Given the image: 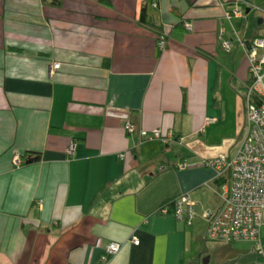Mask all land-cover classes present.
<instances>
[{"label":"crops","instance_id":"0c3cea01","mask_svg":"<svg viewBox=\"0 0 264 264\" xmlns=\"http://www.w3.org/2000/svg\"><path fill=\"white\" fill-rule=\"evenodd\" d=\"M146 4L169 34L165 49L140 21ZM259 10L254 0H0V264L212 262L198 244L211 239L208 219L161 208L185 192L220 205L217 172L203 163L235 140L221 133L225 91L246 115L249 78L247 54L236 69L224 44L236 36L246 52L264 18L251 37L238 33ZM157 128L173 137L141 134ZM113 240L123 246L104 262Z\"/></svg>","mask_w":264,"mask_h":264},{"label":"built area","instance_id":"2783aa9c","mask_svg":"<svg viewBox=\"0 0 264 264\" xmlns=\"http://www.w3.org/2000/svg\"><path fill=\"white\" fill-rule=\"evenodd\" d=\"M154 5H158L157 1ZM237 14L242 16V9L237 10ZM227 15L232 16L230 12ZM188 26L192 28L191 24ZM158 45L165 49L166 38L161 37ZM224 45L230 50L232 42L226 41ZM243 45L252 75L245 97L246 136L235 155L220 154L205 158L203 163L205 167L217 172L218 179L222 178L217 189L220 205L208 208L195 200L189 192H185L174 199V211L188 223H192L198 216L206 217L209 221L208 236L211 239L229 242L259 241L257 251L260 257L251 264H264V243L261 241L264 227V32L255 39L244 41ZM60 66L57 63L54 68ZM127 129L134 132V124L128 121ZM141 134L146 138H163L166 142L173 137V133L164 134L161 128L143 129ZM75 148L76 144L73 142L69 148L70 153H74ZM22 162L18 155L17 163ZM188 166L186 161L180 163L181 168ZM161 210L169 211L170 206L164 204ZM132 240L135 244L141 242L137 234L132 236ZM122 246V241H109L103 249L102 260L110 261Z\"/></svg>","mask_w":264,"mask_h":264},{"label":"rangeland","instance_id":"374dc122","mask_svg":"<svg viewBox=\"0 0 264 264\" xmlns=\"http://www.w3.org/2000/svg\"><path fill=\"white\" fill-rule=\"evenodd\" d=\"M255 3L260 7V10L257 11H252L250 14L247 15V28L245 29H240L238 34L240 35H245L246 32L247 36L246 37H251L250 34V27H253V29L257 28V22L256 20V13L259 14V17L264 18V0H254ZM246 11V10H245ZM246 14V13H245ZM240 16V15H239ZM233 22H237V18L234 17ZM260 28V26H258ZM262 29V28H260ZM237 34V35H238ZM239 36V35H238ZM232 42V47L229 51L230 53V63L233 65L234 64V59H237V66L236 69L238 68L239 63L241 62V56L243 54H247V52H244L243 49H238L237 44L239 42V38L237 41V37L235 36V40ZM234 43V46H233ZM228 51V49H226ZM241 90V89H240ZM236 92H240L239 89ZM241 92H246L245 87L242 88ZM235 94L229 91H225V102L227 106V120H228V127L222 131L221 133H224L227 136H234L235 140L227 143L226 145L231 146L230 148L227 147L226 151L224 153L230 154V153H235L239 146L242 143V138L244 135L245 131V120H246V115L244 113V106L240 103V106H236V102L239 103L238 100H235ZM237 115L239 119V126H237ZM245 136V135H244ZM22 158V157H21ZM23 160V159H22ZM215 191V190H214ZM214 191H209L208 192V203L214 202L216 204L217 201V195L214 193ZM210 205V204H209ZM262 235L264 237V227L262 229ZM207 238V237H206ZM199 246L201 247L202 251L206 254V256H209V251L210 255H213V260L209 264H238L240 260H243L242 254L244 251L248 250H253L254 248H257L260 245L259 241H235V242H229V241H224V240H213V239H205V237L202 239L200 243H198ZM202 264H205V262H202Z\"/></svg>","mask_w":264,"mask_h":264},{"label":"trees","instance_id":"16d2710c","mask_svg":"<svg viewBox=\"0 0 264 264\" xmlns=\"http://www.w3.org/2000/svg\"><path fill=\"white\" fill-rule=\"evenodd\" d=\"M44 1L48 2V0H44ZM102 1L110 2V0H102ZM49 2L53 3V4H57V5H62V0H49ZM157 3H158V1H157ZM153 17H154V15H150L149 12H148V5L147 4L144 5L142 7V11H141V15H140V21L144 22V24L146 26H148L150 29L155 31L157 33V35L159 36V38H161V37H165L166 39L169 38V34H167L166 30L164 29V24L161 23L160 21H158L157 19L154 20ZM251 76L252 75H251V73L249 71V78H248V80L246 81V83L244 85L245 90H247L249 88V82L252 79ZM243 96H244V99H245L246 92L243 93ZM221 182H222V178H219L217 180V184H218L217 186H220ZM174 199L175 198H171L168 201H166V203H165L166 205L170 206V209L172 208V206L174 207V203H175ZM261 241L264 243L263 235L261 236ZM259 257H260V255L258 254V258Z\"/></svg>","mask_w":264,"mask_h":264},{"label":"water","instance_id":"95a60500","mask_svg":"<svg viewBox=\"0 0 264 264\" xmlns=\"http://www.w3.org/2000/svg\"><path fill=\"white\" fill-rule=\"evenodd\" d=\"M33 160V158L31 157V158H29L28 160H27V162H31Z\"/></svg>","mask_w":264,"mask_h":264}]
</instances>
